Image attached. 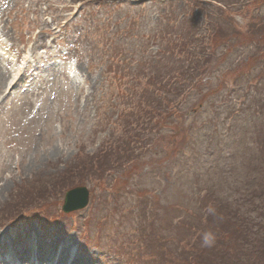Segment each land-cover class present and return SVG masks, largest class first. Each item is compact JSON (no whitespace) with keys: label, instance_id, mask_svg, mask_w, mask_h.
Wrapping results in <instances>:
<instances>
[{"label":"rangeland","instance_id":"1","mask_svg":"<svg viewBox=\"0 0 264 264\" xmlns=\"http://www.w3.org/2000/svg\"><path fill=\"white\" fill-rule=\"evenodd\" d=\"M263 42L264 0H0V260L38 241L82 264L248 256L236 191L264 186ZM77 187L87 206L63 213Z\"/></svg>","mask_w":264,"mask_h":264},{"label":"trees","instance_id":"2","mask_svg":"<svg viewBox=\"0 0 264 264\" xmlns=\"http://www.w3.org/2000/svg\"><path fill=\"white\" fill-rule=\"evenodd\" d=\"M217 3L223 7H226L225 5H223V1H221V2L217 1ZM213 11H214V9H213ZM216 13H217V15H219L218 21H222V19L227 18V17H222L223 11L221 9H218V11ZM225 20H227V19H224V21ZM211 36L215 37L216 35H214V33H212ZM255 46L257 47V46H259V44L255 45ZM218 47L227 48L226 44L225 45H218L216 42H214L213 46H210V45L208 46L205 44V46L203 47V51L207 52L209 57H214L216 49ZM259 66H261L260 63H255L253 68H254V70L257 71L258 78L263 79L264 78L263 77V68L262 69L259 68V70H258L257 67H259ZM159 67H160V64L157 62V60L154 59V60L150 61V63H149V72H152V70L158 71ZM162 69L165 70V67H163ZM227 71H229V69H227ZM242 73H243V71H241V70L238 71L239 75ZM247 82L248 81L243 83V91H245L244 92L245 99L243 100V102L246 99H249V94L247 91L248 88H247V84H246ZM260 89H263V88H260ZM257 92H259V91H257ZM263 96H264V94H263ZM157 103L158 102L157 101L155 102V100H154V104H157ZM249 104H250V101H249ZM261 110H263V109H261ZM253 179H255V178H253ZM253 181L254 180L249 181V182H253ZM235 188H237V187H235ZM242 190L243 189H241L239 186L238 190L236 191V192H240V201H242V205L237 206V209H239L241 214H242V217L237 216V217H239V219L237 220L239 222L238 223L239 229H241L240 235L243 236L246 232V236H245L246 240H248L250 242H259V243H257L258 246L257 245L254 246V249L252 250V252L248 256H244L241 253L234 254L232 256V262L230 264H260L257 260L254 261V258H256L257 256H260L262 254L263 246H264V186L263 187L256 186V184L254 183L252 185H249L247 188H245L244 191H242ZM228 218H229V216H228ZM244 225H246V229L243 227ZM235 228L232 230V232L226 231L224 233V234L228 235V238H226V240L228 239L232 242L235 241V237H236V234L234 231ZM221 241H222V238H220V242ZM249 249H252L251 246L249 247ZM253 252H255V253L253 254ZM228 259H231V257H228ZM235 260H236V263H235ZM218 264H229V263L221 262V260L219 259Z\"/></svg>","mask_w":264,"mask_h":264},{"label":"bare ground","instance_id":"3","mask_svg":"<svg viewBox=\"0 0 264 264\" xmlns=\"http://www.w3.org/2000/svg\"><path fill=\"white\" fill-rule=\"evenodd\" d=\"M0 49H1V47H0ZM0 73L4 77H6L8 75L10 77L12 72L6 71L5 73H2V72H0ZM17 75H18V73L16 75H13L11 77L10 81L7 84H4L5 89L10 87V85L14 82ZM1 79L2 78L0 77V82L2 81ZM0 237H2V234H0ZM60 244L64 246V244L66 245V241H62ZM36 245H37V250L35 252V257L32 258L34 263L31 262L32 259L29 261L33 264H41V262H43V261H46L45 264H82L75 257L67 256V248L66 247H63V249L57 254V253H55L54 250H52L48 246L41 244L40 241H38ZM5 251H6V249H5ZM23 251L16 252V256L20 261H24V263H27L25 261L29 258L30 254L28 251H26V252L25 251L23 252Z\"/></svg>","mask_w":264,"mask_h":264},{"label":"water","instance_id":"4","mask_svg":"<svg viewBox=\"0 0 264 264\" xmlns=\"http://www.w3.org/2000/svg\"><path fill=\"white\" fill-rule=\"evenodd\" d=\"M88 192L84 187H77L66 192L62 212L69 213L71 211L82 210L87 206Z\"/></svg>","mask_w":264,"mask_h":264}]
</instances>
